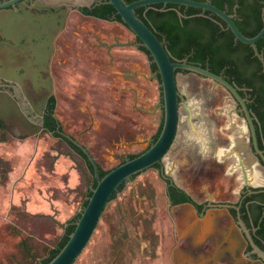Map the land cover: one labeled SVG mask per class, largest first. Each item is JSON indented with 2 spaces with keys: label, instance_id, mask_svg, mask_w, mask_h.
Wrapping results in <instances>:
<instances>
[{
  "label": "flooded vegetation",
  "instance_id": "flooded-vegetation-1",
  "mask_svg": "<svg viewBox=\"0 0 264 264\" xmlns=\"http://www.w3.org/2000/svg\"><path fill=\"white\" fill-rule=\"evenodd\" d=\"M89 1L34 0L31 4L29 0H17L0 8V134L23 139L40 125L39 132L53 137L58 132L71 145L56 113L58 40L68 28L73 9L86 17L123 23L86 13L83 6L94 9L103 0ZM65 8L66 19L58 28L56 16L61 18ZM187 73L191 72L181 70L179 83L180 75H184L183 81H190L185 78ZM216 73L238 89L254 129L243 102L223 82L207 77L211 86L203 95L209 110L193 118L198 130L191 132L188 110L181 107L178 133L171 148L161 161L143 170L154 169V177L162 185L171 247L167 245L164 219L156 220L158 185L155 180H138L141 171L122 182L112 197L122 198L129 184L135 207L104 209L100 217L98 224L102 220L105 229L103 240L113 243L112 258L109 262L100 258V264H168L169 259L177 264L174 255L181 264H189L200 260L202 253L212 254L218 245L225 248L216 259L218 264H234L237 260L239 264H264V115L255 110L254 106L260 104L246 84L230 79L225 68ZM155 75L160 81L159 74ZM201 77L206 78L198 74L196 86L201 84ZM160 89L163 112L161 81ZM182 94L185 100L190 96L186 91ZM155 134L139 151L125 153L121 160L146 149ZM2 142L6 141L2 138ZM207 216L212 218L209 223L204 221Z\"/></svg>",
  "mask_w": 264,
  "mask_h": 264
},
{
  "label": "rangeland",
  "instance_id": "rangeland-1",
  "mask_svg": "<svg viewBox=\"0 0 264 264\" xmlns=\"http://www.w3.org/2000/svg\"><path fill=\"white\" fill-rule=\"evenodd\" d=\"M71 1L87 2L89 0ZM110 33H112L113 36L116 35V38H113V36L110 38ZM124 33L135 35L130 28L121 22L101 19L99 20L88 16L86 17L81 15L76 9H73L69 15L68 28L62 33L58 40L59 49L57 57L59 61L57 64L58 70L56 73V113L61 120L63 129L67 132V134L76 137L83 144L87 145V142H85L86 139L90 141V134H87L88 136L84 134L85 138L82 137V133L85 132V128L88 127L89 120L87 119L86 108L82 106V102H79L78 100V102H74L75 105L72 107L70 88L67 86V82L69 81L68 73L70 74V72H68V68L70 67V61H68L69 58L67 54L68 47L70 48V46L74 45L75 47H82L84 49L101 48L102 50L96 51L95 55L89 54L88 56L84 55L83 58L78 57L77 62L82 61L85 63L86 58L87 61L90 60V58L98 60L99 57L102 56L103 52H105L106 55L109 52L107 48L108 46L102 44V41L112 43L116 40H120L119 36ZM108 37L110 39H108ZM116 46L114 45L111 48ZM76 66L84 67L86 64L81 65V63H77ZM180 77L181 80L179 85L188 94H190L191 99L199 100L201 103L207 101V98H205L204 95L207 94V91H209L211 86V81L209 78L201 77V84L196 86L195 83L197 82L198 74L192 72L187 73L185 78H189L190 80L187 82L182 80L184 75H180ZM188 87H190V91H188ZM196 87L197 89H195ZM159 90L161 91L160 81ZM76 92L78 94L81 93L80 90ZM196 109L200 110L201 108L196 105ZM202 109L203 111L207 112L209 107L206 105ZM157 129L158 127L156 128L154 126L153 134L156 133ZM150 137L151 136H146L144 139H142V146L141 144H133L134 138L128 137L126 141L118 143L115 147H110L107 145L105 149L97 148L93 154L103 168L109 169L122 161V154L139 151L142 147H144L145 144H147ZM2 138L6 141V143L3 144L4 149H6V147L11 149L20 148L22 150L29 149L26 150L29 154H15L13 152H8L10 154L9 156H4V154L0 155V264H35L37 261L48 255L50 248L56 245L58 240L63 235L64 230L59 231L54 229L52 223L49 222L48 219L54 215L52 214L53 209H42L51 207V203L49 201L45 199L35 203L34 205H29V201L33 202V199L36 198V195H40L41 188L44 191L45 197L51 198L54 196L55 200L53 199V202L58 205L62 215L69 214L71 210V207L69 206L70 204L67 203L68 201L71 202V198L68 195L72 193L70 186H68V172L60 175L56 174L60 170L56 169L55 171H50V166H53L55 157L57 155H62V157L68 158V156H71L68 152H74V157H78L80 161L78 162L74 160V163L76 166H80V164L83 165L84 170L86 171V174H88L91 181H93V173L85 158L83 156H75V154L79 152L76 151L69 143L61 139L60 135L53 137L47 133L39 132L23 139H16L11 135L2 132V134H0V140ZM88 148L92 152V149L89 145ZM27 160H33V163H31L28 171H26V173H28L30 170L29 174L32 175L28 176L27 174L24 181H18L20 175L17 174V176H14V174H10L9 169H12L17 162L19 163L20 161H23V165V163H25ZM38 166L40 167L38 168ZM26 167L27 165L25 168ZM25 168L22 169L24 172ZM35 169L40 171L41 174L37 171L35 172ZM154 174V169H147L141 173V175L138 177V180L141 181L142 179L143 181H146L151 179L152 181L155 180L158 185L157 197L155 198L156 204L158 205L156 210L158 219L156 220L159 222V218L164 219L163 224L167 231V245L168 248H170L172 245L170 219L165 214L164 196L161 192L162 185L158 181V178L154 177ZM82 185L81 187H84L85 189L86 182H83ZM15 191L16 193H14ZM23 191L31 198L28 201V207H30V210L34 209V211H39V214L31 215L25 211L24 201H26V198L28 199V196L25 198L22 193ZM47 191L48 194L45 193ZM17 192L22 197L20 200L17 199L16 203H14V200H11V198L15 197ZM76 194L75 200H77L80 205L76 212L71 213L70 217L80 211L83 205L81 193L77 191ZM121 195L122 198L118 199L115 197L111 199L110 203L105 209H133V207H135V202L131 196L132 189L129 184L125 186ZM72 202L71 204H73ZM36 204H39V207L41 208L37 209L35 206ZM43 210L48 211L50 214L47 215V213L43 212ZM101 226L104 227L102 220L98 224L91 241L85 250L82 251L74 264H100V258L104 262L110 261L112 258L111 249L113 247V243L103 240V232L105 229H103ZM34 254L37 256H34ZM168 264H171L170 259Z\"/></svg>",
  "mask_w": 264,
  "mask_h": 264
},
{
  "label": "crops",
  "instance_id": "crops-1",
  "mask_svg": "<svg viewBox=\"0 0 264 264\" xmlns=\"http://www.w3.org/2000/svg\"><path fill=\"white\" fill-rule=\"evenodd\" d=\"M111 36H113L112 33L109 34L110 38ZM109 37L108 39H110ZM113 38H116V35ZM119 39L126 41L137 38L135 35L124 33L119 36ZM107 48L109 54L107 53L106 55L103 52L98 60L90 58L91 61H87L86 58L85 63L82 61L77 62L78 57L83 58L84 55L88 56L89 54L95 55L96 51L102 49H84L72 45L67 50L68 61H70V67L68 68L70 74L68 73L69 81L67 82V86L70 88L72 107L75 105L74 102H78L79 100V102L83 103L82 106L86 108L89 124L85 128V132L82 133V137H84V134H90V141L86 139L87 141L85 140V142L92 149V154L93 152L95 153L97 148L105 149L107 145L115 147L118 143L126 141L128 137L134 138L133 144H141L142 146V139L153 134L154 126L159 128L163 115L162 109L159 106L161 94L159 90V79L155 75L149 54L137 44H124L117 45L114 48ZM77 63H81V65L86 64V66L78 67L76 66ZM78 90L81 93L78 94L76 92ZM4 143L6 142L0 143V155L4 154V156H9L11 152L15 154H29L26 151L29 149H11L9 147L4 149ZM68 153L71 155L68 158L57 155L54 159L53 166H50V171L60 170L57 173L54 172L60 175L68 172V186L72 190V193L68 196L71 198V202L73 201V204L69 201L67 202L71 207L69 214L62 215L58 205L53 202V199L55 200L54 196L51 198L45 197L44 191L41 188L40 195H36L35 199L32 198L33 202L29 201L31 198L27 193L22 192L25 198L28 196V199L26 198V201H24V209L31 215L39 214V211H34V209L30 210L28 201L29 205H34L45 199L51 203V207L42 209H53L52 214L54 215L48 220L52 223L53 228L59 231L65 230L62 227V223L68 221L71 218V213L76 212L80 205L75 200L76 192L79 191L81 193V199L83 200L84 193L89 189L88 181L90 178L86 174L83 165L76 166L74 162H80L78 157H74V152ZM75 156L82 157L83 155L76 153ZM85 160L87 161L86 158ZM22 162H17L12 169H9L10 174H14V176H17V174L20 175L18 181H24L27 174L28 176L32 175L29 174L30 170L28 173L26 171H28L33 160H27L23 165ZM26 165L27 167L25 168ZM23 168H25V172L22 170ZM36 171L40 173L37 169H35ZM83 182H86L85 189L81 187ZM45 193L48 194V191ZM21 197L17 192L16 196L12 197L11 200L13 199L14 203H16L17 199L20 200ZM35 206L37 209L41 208L39 204ZM43 212H46L47 215L50 214L48 211L43 210Z\"/></svg>",
  "mask_w": 264,
  "mask_h": 264
},
{
  "label": "water",
  "instance_id": "water-1",
  "mask_svg": "<svg viewBox=\"0 0 264 264\" xmlns=\"http://www.w3.org/2000/svg\"><path fill=\"white\" fill-rule=\"evenodd\" d=\"M17 0L3 1L0 2V8L15 4ZM33 4L34 0H29ZM112 3L117 12L122 17V22L130 28L135 35L139 38L133 41H120L116 40L112 43L104 41L103 44L108 47L113 45H124V44H137L144 45L150 51L153 60L157 64V70L155 74H159L162 88V107H163V123L161 131L158 137L153 140L150 145L139 152L133 157H126L117 165L111 167L103 176L99 175L98 161L95 156L91 153L86 144L81 143L76 137L66 134V136L77 143L87 154L90 161L93 163L95 168V177L97 178V184L94 186L91 180L88 181V187H90L92 193L90 195L87 192L83 195V200L88 199L85 205H82L80 211L81 214L75 221V228L71 232L66 243L60 248L56 255L51 258L45 264H74L77 258L82 253L84 247L89 242L97 224L100 220L102 213L106 206L110 203L114 192L119 188L122 182L129 180L136 173L143 171L144 169L152 166L154 163L161 161V158L171 148L176 135L178 133L180 112L181 107L188 110L189 119L191 121L192 130L197 129V124L194 123L198 113H204L202 108L204 104L199 100L184 99L182 92L185 90L180 88L178 82V76L181 70H188L190 72H196L202 76L216 79L217 81L223 82L232 90V92L243 102L244 107L250 118L252 127L254 124L251 119L248 107L245 105L244 99L239 93L238 89L228 81L222 74L212 71L208 67H204L198 63H194L188 60V57L183 59H173L170 52L168 51L164 40L160 39L154 30L139 16L136 8L142 5H149L154 3H180L185 5H191L200 7L202 9H208L219 16H221L226 22L228 27L232 29L236 39H240L253 46L256 55L261 59L264 65V55L257 46V40L264 35V25L261 29L253 36L246 35L237 25L234 13L229 12L227 9L221 8L214 4L211 0H107ZM91 1H77V4H89ZM66 9L62 11L61 18L56 16V23L58 22V28L64 23L66 19ZM65 13V14H64ZM57 15V14H56ZM10 20V19H9ZM8 20V21H9ZM10 22V21H9ZM11 25V23L9 24ZM188 95V94H187ZM180 98L183 100L181 101ZM198 105L201 109H196ZM204 124L203 126H206ZM200 126V125H199ZM40 125H38L31 133L39 132ZM198 130V129H197ZM200 132V130H199ZM123 156V154L121 155ZM211 216H207L204 221L206 223L211 222ZM68 221L62 223V227L65 228ZM204 239V236L201 235ZM235 240V239H234ZM225 248L220 245L217 246V250L212 254L202 253L201 259L198 261H189V264H218L216 259L220 258V254H224ZM177 254V253H175ZM183 258H187L186 256ZM174 259L177 264H181L177 255H174ZM187 260V259H186ZM234 264H239V260L235 261Z\"/></svg>",
  "mask_w": 264,
  "mask_h": 264
},
{
  "label": "trees",
  "instance_id": "trees-1",
  "mask_svg": "<svg viewBox=\"0 0 264 264\" xmlns=\"http://www.w3.org/2000/svg\"><path fill=\"white\" fill-rule=\"evenodd\" d=\"M211 1L219 7L234 13L237 25L248 36L255 35L264 25V0ZM82 8L86 13H94L103 18L122 21V17L117 12L115 6L107 0H103L94 9L88 6H83ZM136 11L158 37L164 40L173 59L188 57L189 61L209 67L215 72H219L225 68L230 79H235L237 83H244L248 86L255 101H258L260 104V106H254L255 110L264 115L263 62L255 54L251 44L236 39L234 32L228 27L227 22L221 16L208 9L170 2L142 5L137 7ZM140 46L149 54L153 69L156 70L157 64L153 60L150 51L144 45ZM257 46L264 55V35L257 40ZM251 64H256L253 69L250 68ZM262 119L264 121V116H262ZM162 123L163 120L154 135V140L161 131ZM56 135H59V133L56 132ZM66 139L76 151L87 159L88 165L94 174V165L84 150L71 139ZM135 155L130 154L129 156L133 157ZM98 167L100 176H103L110 169L103 168L101 164H98ZM96 184L97 178L94 177L93 185L95 186ZM91 193L92 191L89 188L87 194L90 195ZM87 201V198L84 199L83 205ZM80 214L81 211H78L68 220L69 223L66 225L64 233L56 245L50 248L46 257L35 264H45L56 255L74 230L75 221ZM34 256L37 255L34 254Z\"/></svg>",
  "mask_w": 264,
  "mask_h": 264
}]
</instances>
